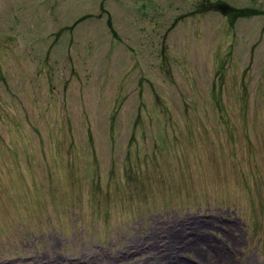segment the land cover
<instances>
[{
    "label": "rangeland",
    "instance_id": "obj_1",
    "mask_svg": "<svg viewBox=\"0 0 264 264\" xmlns=\"http://www.w3.org/2000/svg\"><path fill=\"white\" fill-rule=\"evenodd\" d=\"M169 254L264 264V0H0V264Z\"/></svg>",
    "mask_w": 264,
    "mask_h": 264
},
{
    "label": "bare ground",
    "instance_id": "obj_2",
    "mask_svg": "<svg viewBox=\"0 0 264 264\" xmlns=\"http://www.w3.org/2000/svg\"><path fill=\"white\" fill-rule=\"evenodd\" d=\"M188 242V241H187ZM153 249H155V248H153ZM186 249H189V250H191V251H195V246H194V244L193 243H187L186 244ZM197 254H199L200 255V253H198L197 252ZM171 260V262L173 263V264H189V263H186V262H184V261H180V259L179 258H177V256H175V255H171V254H169L168 255V257L166 258V261L164 260L163 262H161V263H159V264H166V262L167 261H170Z\"/></svg>",
    "mask_w": 264,
    "mask_h": 264
},
{
    "label": "trees",
    "instance_id": "obj_3",
    "mask_svg": "<svg viewBox=\"0 0 264 264\" xmlns=\"http://www.w3.org/2000/svg\"><path fill=\"white\" fill-rule=\"evenodd\" d=\"M236 10V9H235Z\"/></svg>",
    "mask_w": 264,
    "mask_h": 264
}]
</instances>
